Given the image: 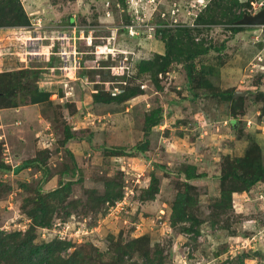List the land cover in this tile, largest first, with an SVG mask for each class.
I'll list each match as a JSON object with an SVG mask.
<instances>
[{
    "label": "rangeland",
    "instance_id": "1",
    "mask_svg": "<svg viewBox=\"0 0 264 264\" xmlns=\"http://www.w3.org/2000/svg\"><path fill=\"white\" fill-rule=\"evenodd\" d=\"M212 1L0 2V72L21 73L17 83L8 77L7 86H23L0 101V110L20 111L14 121L0 113V160L12 166L0 175V231H27L34 200L42 195L52 226L37 229L36 243L69 241L61 244L66 258L81 254L105 264L113 260L112 238L129 243L146 236L152 254L162 251L163 261L155 264H264V183L235 194L225 213L214 207L226 158L240 159L257 143L264 164V26L234 33L221 11L214 24H198ZM240 1L252 5L243 12L264 9V0ZM188 28L202 32L176 38L183 62H172L158 77L159 87L151 76H137L141 61L165 55L171 36ZM189 38L192 47L213 48L184 62ZM130 77L138 78L131 86L142 94L106 103ZM236 93L241 102L230 97ZM36 99L41 102L32 104ZM9 101L19 106L7 107ZM159 109L162 121L146 134L147 115ZM67 129L74 139L66 138ZM31 158L43 167L22 163ZM190 166L205 175L188 181L195 189L186 211L201 220L194 229L199 235L171 224L173 203L187 181L180 174ZM74 167V180L59 178ZM153 176L158 183L149 190ZM70 181V192L50 193ZM114 193L123 196L105 200ZM118 201L126 203L123 211ZM123 264L146 262L135 253Z\"/></svg>",
    "mask_w": 264,
    "mask_h": 264
},
{
    "label": "trees",
    "instance_id": "2",
    "mask_svg": "<svg viewBox=\"0 0 264 264\" xmlns=\"http://www.w3.org/2000/svg\"><path fill=\"white\" fill-rule=\"evenodd\" d=\"M6 0H0V2H5ZM9 1V0H8ZM14 1V0H11ZM251 3V2H250ZM250 3H242L240 0H213L210 6H206L205 12L198 18V24H205V25H212L216 22V15L218 11H221L222 17L226 19L227 25L231 26V29L234 33H239L244 30V27L236 26V22L241 20L248 11H241L244 7H248L250 10L252 5ZM17 4V3H16ZM225 7V8H224ZM235 8H239V11H235ZM27 20L29 18L26 16ZM17 21V18L15 19ZM74 19H71V23H73ZM218 22V21H217ZM22 23V22H19ZM26 25L29 24L28 21L25 22ZM222 23V21H221ZM1 25V24H0ZM196 31L198 34L202 32V30L195 29H186L181 30L182 33L171 36L170 41L167 42L166 45V53L165 55L157 54L153 59L143 60L137 66V76L149 75L151 76L152 82L159 87L160 82L158 77L166 73L168 71L169 66L172 64L173 61L183 62L182 57L184 54L183 49L177 48L179 46L180 40L176 38H181L183 35L190 36L193 32ZM191 50L189 54L186 56L184 62L191 61L198 56L207 55L212 50L213 47H205L204 45L192 47L194 45V39L189 38ZM4 55L0 53V57L2 58ZM186 69L188 75L190 77L193 76L192 70L189 65H186ZM21 73L19 72H0V101L2 102L8 97L16 96L18 93L19 87H11L7 86L8 77L11 78L14 82H18V79ZM17 76V77H16ZM138 78L137 77H130V79L126 80L125 87L123 92L115 96L114 98L108 99L105 101L106 103L110 102H127L130 99L142 94V89L140 87L134 88L131 86L132 82H135ZM11 83V81H8ZM11 85V84H9ZM4 87V88H3ZM23 87V86H22ZM38 90V89H37ZM35 91V94L37 92ZM37 95L41 96L42 93H38ZM260 96H263L264 101V93H260ZM48 96V95H45ZM95 101H100L98 94L94 96ZM235 101L241 102L243 97L235 98L234 94L230 95ZM11 102V101H9ZM40 99H36L32 104L40 103ZM25 105V104H24ZM19 104L15 101H12L7 105L10 108H17ZM2 103H0V109L3 108ZM264 112V111H263ZM162 121V112L161 110H155L150 115L146 117V134H148L154 126H158ZM66 138L68 140L74 139V135L70 133L69 129H67ZM62 146L65 147L66 141L61 143ZM254 148L249 151L244 157L240 159H231L228 160L227 158L224 160L221 169V175L219 177L220 182V199L215 203L214 206L216 211H221L223 213L227 212L232 207V200L235 194H241L250 191L252 187H254L258 183H264V164L262 162V154L261 149L254 143ZM136 150L140 153L145 151V147H137ZM16 159V158H15ZM18 160V159H16ZM26 166H34L39 169L43 167V163L38 159H26L23 161ZM12 166L8 165L5 161L0 160V175L4 174L7 171H11ZM69 168L60 174L59 178H66L69 176L71 180H74L73 177L75 173L77 174L78 168ZM196 167L190 166L186 172H182L180 175L187 180L184 182L183 190L178 193L176 200L172 206V215H171V224L173 229H177V226L181 225L180 231L191 233L194 232L195 234L199 235L198 231H195V226H200L201 220L198 219L194 214L191 212L186 211V207L193 201L190 193L195 189V187L189 183L193 181V179H199L202 176L200 173H196ZM70 173V174H69ZM79 175V174H78ZM189 181V182H188ZM158 183L157 177L153 176L151 178V185L149 190H153L155 185ZM24 187H28L29 184L24 183ZM72 186L71 181L61 185L55 191L50 193H54L53 196L59 195V193H67L70 192V188ZM113 189H109L108 193H111ZM40 192V191H39ZM37 191V193H39ZM158 189H154V193L151 194L150 198H154L157 194ZM122 194H113L112 196H106L105 200L111 199H121ZM109 197V198H108ZM36 203V207L31 209L29 213L31 219V225L29 229L25 232L21 231H14V232H5L0 231V264H93L92 262L96 263L89 258H84L81 254L73 255L69 258L63 256L62 246L61 244L69 245V241H62L59 237H56L49 243H36V232L38 228H50L52 226V212H50V207L47 205V202L44 200L42 195H39L37 199L34 200ZM223 203V204H221ZM203 221V220H202ZM190 224V227L186 225ZM112 238V252L114 254L113 260L105 264H123L125 260V256L132 255L135 253L140 254L144 259L146 264H155L157 262L163 261V255L161 250H156L152 254V250L149 245V239L146 236L137 238L132 240L129 243L114 242ZM68 242V243H66ZM89 260V261H88ZM104 264V262H103ZM242 264H245L242 262Z\"/></svg>",
    "mask_w": 264,
    "mask_h": 264
},
{
    "label": "water",
    "instance_id": "3",
    "mask_svg": "<svg viewBox=\"0 0 264 264\" xmlns=\"http://www.w3.org/2000/svg\"><path fill=\"white\" fill-rule=\"evenodd\" d=\"M236 26H264V9L252 15L250 12L244 14L243 18L236 22ZM236 97L240 96L236 93Z\"/></svg>",
    "mask_w": 264,
    "mask_h": 264
},
{
    "label": "crops",
    "instance_id": "4",
    "mask_svg": "<svg viewBox=\"0 0 264 264\" xmlns=\"http://www.w3.org/2000/svg\"><path fill=\"white\" fill-rule=\"evenodd\" d=\"M33 105H31V107H32ZM38 106V105H37ZM28 107V108H27ZM27 107H24V110H26L25 108H27V109H29V107L30 106H27ZM14 110H16V109H7V110H5V109H3V110H0V113L1 112H3L2 113V118H6L7 116H4V114H6V115H8V116H10V118L14 121V120H16L18 117V114H19V110H16V111H14ZM22 112H23V110H22ZM26 112H27V110H26ZM1 118V117H0ZM5 123V122H4ZM3 120H1L0 119V129L1 128H3ZM37 136H39V135H37ZM17 164H19L18 162H17ZM28 170H31V168H29ZM58 177V175H55L54 177H52V179H55V178H57Z\"/></svg>",
    "mask_w": 264,
    "mask_h": 264
},
{
    "label": "built area",
    "instance_id": "5",
    "mask_svg": "<svg viewBox=\"0 0 264 264\" xmlns=\"http://www.w3.org/2000/svg\"><path fill=\"white\" fill-rule=\"evenodd\" d=\"M125 205H126V203L122 202V201H118V202L115 203V207L121 209L122 211L125 209Z\"/></svg>",
    "mask_w": 264,
    "mask_h": 264
}]
</instances>
